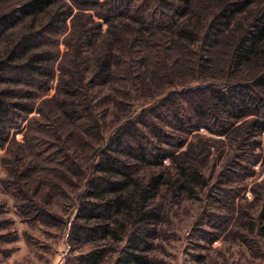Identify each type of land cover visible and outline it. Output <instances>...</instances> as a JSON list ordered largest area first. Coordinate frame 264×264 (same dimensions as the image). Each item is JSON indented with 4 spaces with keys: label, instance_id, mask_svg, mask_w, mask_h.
Returning a JSON list of instances; mask_svg holds the SVG:
<instances>
[{
    "label": "rangeland",
    "instance_id": "1",
    "mask_svg": "<svg viewBox=\"0 0 264 264\" xmlns=\"http://www.w3.org/2000/svg\"><path fill=\"white\" fill-rule=\"evenodd\" d=\"M24 1L0 0V15ZM230 1H238L241 7L246 1L250 5L227 28L220 45L208 46L205 50L201 41L192 45L188 55L184 54L181 43H173L172 37L167 43L165 34L156 29L149 32L153 34L151 45L136 48L134 64L124 57L128 53L125 42H130V37L120 29H117L123 43L120 50L107 45L108 33L104 32L95 51H84L79 56L64 42L69 30L59 36L61 53L55 65H65V74L58 70L49 90L38 89L43 96L35 98V103L54 98L63 81L79 83L84 74L90 76L96 54L112 51L119 58H115L113 77L108 83L89 87L86 97H64L67 102L78 101L89 108L79 113L78 124L85 127L84 118L94 115L102 131L97 137L85 128L78 130L67 123L54 105L45 108L41 115L34 110L28 120L37 117L38 124H32L15 141L12 139L0 146V264H75L79 256L92 252L97 244L104 246L100 264L124 263L122 249L127 244V236L119 235L120 241L84 243L74 238L71 225L76 222L84 185L97 170L100 158L118 154L111 147L110 138L129 121L136 123L153 146L175 152L182 132L172 112L183 107L192 118V103L207 105L210 96L209 90L187 96L181 93L195 86L215 84L222 88L232 83L251 82L252 67L246 66L237 72L229 69L232 46L225 36L228 32L239 34L261 1ZM223 4L222 0H193L186 22L193 21L197 29L204 30ZM88 19L85 16L79 24ZM29 24L25 20L8 31L0 41V57ZM68 24L72 22L69 20ZM50 50L55 49L50 47ZM201 56L210 61L202 67L205 72L198 67ZM86 68L88 73L83 74ZM18 100L33 102L24 97ZM27 124L20 121L21 126ZM20 130L14 129L12 133ZM41 131L46 132L44 139L51 142L60 137L55 144L64 153L54 148L55 155L41 162L28 144ZM163 132L168 134L166 142L161 140ZM252 147L260 155L257 163H252L246 153ZM43 148L44 156H49L50 147ZM185 151H189V156L177 160L169 156L162 166L154 160L133 161L132 177L137 182L145 183L162 171L175 172L178 166L184 165L199 170L205 179L203 186L193 193L177 195L164 189L157 197L159 220L148 227L152 234L148 242L153 247L145 253L150 264H264V132L258 137L244 131L219 136L202 127L188 134L179 152ZM65 153L67 158L63 157ZM121 158L128 160L124 154ZM129 228L133 227L129 225Z\"/></svg>",
    "mask_w": 264,
    "mask_h": 264
},
{
    "label": "trees",
    "instance_id": "2",
    "mask_svg": "<svg viewBox=\"0 0 264 264\" xmlns=\"http://www.w3.org/2000/svg\"><path fill=\"white\" fill-rule=\"evenodd\" d=\"M222 1L224 4L221 11L208 22L204 30L197 29L193 21L186 22L193 0H25L18 7L0 15V41L19 22L30 21L24 33L0 57V146L12 139L15 141L32 124H38L37 117L28 120V115L34 110L41 115L45 108L54 105L67 123L78 130L85 128L89 133L100 136L101 125L94 115L87 114L88 117L84 118L85 127L76 122L79 113L89 111V108L78 101L67 102L64 97H86L89 87L108 83L113 77L115 58H119L112 51L96 54L90 76H85L84 73H88L86 68L84 78L79 83L65 82L62 78L63 82L59 84L58 94L54 98L44 99L41 104L35 103V98L43 96L37 92L38 89L49 90L50 81L58 70L65 74V65H55L61 53L62 42L59 36L64 32L69 30L64 42L69 50L74 48L76 56L84 54V51H95L99 46V37L104 32L108 33L107 45L120 50L119 46L123 43L118 34L119 29L130 37V42H125L128 53L124 57L128 61L132 60L133 64L137 59L134 56L138 45H151L153 34L149 32L152 29L164 33L167 43H170L171 37L173 43H181L184 54L188 55L192 45L201 41L205 50L208 46L215 48L220 45L227 28L250 5L249 1L244 2L242 7L238 1ZM260 1L259 7L248 17L241 32H228L225 36L232 46L229 69L237 72L246 66L252 67V74L249 75L251 82L232 83L222 88L215 84L195 86L181 93L187 96L209 90L210 96L207 105L192 103V118L183 107L172 112L182 132L177 138L175 152L156 144L153 146L133 121L116 132L110 138V145L115 147L118 154L110 153L100 158L97 170L88 177L80 195L76 222L71 225L72 234L78 243L88 240L120 241L119 235L123 234L127 236V244L122 249L123 264H150L145 253L153 247L148 242L152 237L148 227L159 220L160 211L155 206L157 197L164 189L177 195L193 193L203 186L205 179L199 170L184 165L178 166L175 172L162 171L145 183L137 182L132 177L133 161H156L162 166L163 160L169 156H173L174 160L189 156V151L184 154L179 151L185 145L188 134L202 127L219 136L244 131L247 134L255 133L258 137L264 132V0ZM85 16L91 20L79 24V20ZM121 18H127L128 21L124 23ZM40 20L44 22L38 23ZM69 20L72 22L70 26ZM37 23L39 28L36 27ZM50 47L55 50L52 52ZM65 56L68 57L69 52ZM207 63L210 61L201 56V62L198 63L201 72H205L206 69L202 67ZM19 97L33 99V102H21ZM20 121L28 124L26 127L21 126ZM14 129L21 130L12 133ZM166 134L162 133V141H167ZM45 137L46 132L41 131L28 140L41 162L55 155L54 148L60 150L55 144V140L59 141L60 137L56 136L53 142L45 140ZM43 146L50 147L49 156H44ZM60 151L64 153L63 149ZM246 153L252 163L258 162L260 155L255 147L249 148ZM121 154L128 160L122 159ZM63 157L67 158L68 154L65 153ZM16 173L21 175L19 171ZM129 225L133 228H129ZM103 247L97 244L95 250L79 256L75 264H100L104 256Z\"/></svg>",
    "mask_w": 264,
    "mask_h": 264
}]
</instances>
